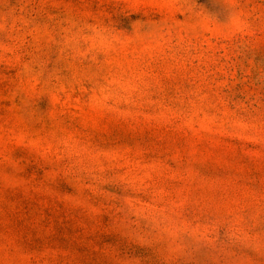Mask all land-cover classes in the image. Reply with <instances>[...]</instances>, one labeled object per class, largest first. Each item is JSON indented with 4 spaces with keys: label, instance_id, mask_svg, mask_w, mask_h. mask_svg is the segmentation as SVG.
<instances>
[{
    "label": "rangeland",
    "instance_id": "rangeland-1",
    "mask_svg": "<svg viewBox=\"0 0 264 264\" xmlns=\"http://www.w3.org/2000/svg\"><path fill=\"white\" fill-rule=\"evenodd\" d=\"M0 264H264V0H0Z\"/></svg>",
    "mask_w": 264,
    "mask_h": 264
}]
</instances>
